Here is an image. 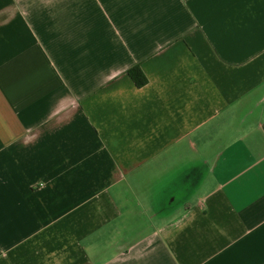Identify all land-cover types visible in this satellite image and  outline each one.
Returning <instances> with one entry per match:
<instances>
[{
    "label": "crops",
    "instance_id": "obj_1",
    "mask_svg": "<svg viewBox=\"0 0 264 264\" xmlns=\"http://www.w3.org/2000/svg\"><path fill=\"white\" fill-rule=\"evenodd\" d=\"M0 264H264V0H0Z\"/></svg>",
    "mask_w": 264,
    "mask_h": 264
},
{
    "label": "trees",
    "instance_id": "obj_2",
    "mask_svg": "<svg viewBox=\"0 0 264 264\" xmlns=\"http://www.w3.org/2000/svg\"><path fill=\"white\" fill-rule=\"evenodd\" d=\"M129 74L135 80L139 86H143L147 83V77L139 66H135L129 70Z\"/></svg>",
    "mask_w": 264,
    "mask_h": 264
}]
</instances>
